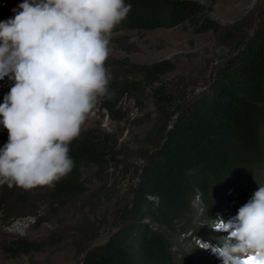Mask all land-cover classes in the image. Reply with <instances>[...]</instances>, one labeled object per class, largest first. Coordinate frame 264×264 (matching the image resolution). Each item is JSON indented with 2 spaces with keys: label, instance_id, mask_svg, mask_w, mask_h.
<instances>
[{
  "label": "trees",
  "instance_id": "16d2710c",
  "mask_svg": "<svg viewBox=\"0 0 264 264\" xmlns=\"http://www.w3.org/2000/svg\"><path fill=\"white\" fill-rule=\"evenodd\" d=\"M125 3L132 5L131 11L112 33L176 26L193 34L224 30L233 51L205 88L179 103L166 77L176 68L171 60H120L123 72L135 77L110 78L108 89L119 97L150 89L157 116L154 132L147 136L153 132V138L131 196L120 208L122 223L103 242L89 247L79 264H217L220 259L208 246L228 233L220 234L215 227L235 217L264 186V24L249 35H235L212 19L198 0ZM116 99H103L101 106L111 118L122 119ZM7 140L8 131L0 125V148ZM69 148L74 167L54 188L25 191L5 184L2 189L20 206L30 205L41 192L55 211L87 192L82 166L102 170L120 153L117 136L99 126L83 128ZM197 197L207 207L204 212L193 203ZM39 248L38 241L21 237L6 246L12 255Z\"/></svg>",
  "mask_w": 264,
  "mask_h": 264
},
{
  "label": "clouds",
  "instance_id": "9594fccd",
  "mask_svg": "<svg viewBox=\"0 0 264 264\" xmlns=\"http://www.w3.org/2000/svg\"><path fill=\"white\" fill-rule=\"evenodd\" d=\"M131 7L125 0H23L0 21V80L14 82L0 103L8 131L0 186L54 188L72 171L69 145L108 92L109 40ZM218 230L228 236L208 247L222 264H264V186Z\"/></svg>",
  "mask_w": 264,
  "mask_h": 264
},
{
  "label": "rangeland",
  "instance_id": "374dc122",
  "mask_svg": "<svg viewBox=\"0 0 264 264\" xmlns=\"http://www.w3.org/2000/svg\"><path fill=\"white\" fill-rule=\"evenodd\" d=\"M198 1L207 6L212 19L235 35H249L264 24V0ZM22 2L0 0V21L12 18L13 9ZM108 47L110 54L105 67L111 79L135 77L123 72L122 59L131 64L171 60L176 68L166 77L172 98L179 103L206 87L215 68L232 53L233 41L226 38L224 30L220 34H193L176 26L114 32ZM13 83L7 76L0 80V103ZM117 95L108 89L82 126V129L99 126L114 133L120 148L115 163L102 170L94 165L81 167L87 186L82 199L58 205L54 211L39 192L32 197L30 205L20 206L0 186V264H79L89 247L103 242L122 223L120 208L129 200L143 155L151 147L149 140L153 138L157 113L149 88ZM103 99H116L124 117L111 118L101 106ZM150 130L153 132L147 136ZM193 203L199 211L207 208L198 197ZM220 227L215 230L227 233L218 230ZM18 237L38 241L40 248L12 255L6 246ZM217 264L222 261L218 260Z\"/></svg>",
  "mask_w": 264,
  "mask_h": 264
},
{
  "label": "snow or ice",
  "instance_id": "6c2138e0",
  "mask_svg": "<svg viewBox=\"0 0 264 264\" xmlns=\"http://www.w3.org/2000/svg\"><path fill=\"white\" fill-rule=\"evenodd\" d=\"M243 264H256L255 258H249L245 260Z\"/></svg>",
  "mask_w": 264,
  "mask_h": 264
}]
</instances>
